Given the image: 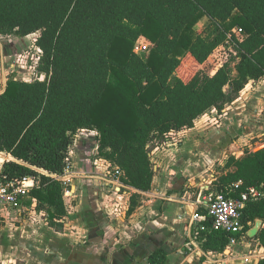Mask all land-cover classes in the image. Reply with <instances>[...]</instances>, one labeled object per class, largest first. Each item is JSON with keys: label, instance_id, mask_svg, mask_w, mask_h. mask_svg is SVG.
<instances>
[{"label": "trees", "instance_id": "obj_1", "mask_svg": "<svg viewBox=\"0 0 264 264\" xmlns=\"http://www.w3.org/2000/svg\"><path fill=\"white\" fill-rule=\"evenodd\" d=\"M204 17L209 22L195 29ZM236 26L242 40L228 37ZM38 32L36 70L45 79L8 78L0 93V151L13 157L2 166L9 179L36 177L22 203L45 209L52 224L67 214L56 176L79 131H96L98 153L127 184L146 191L153 148L264 77V0H0V36ZM141 37L150 43L147 54L135 51ZM224 167L213 184L225 196L264 187V147L230 156ZM257 219L264 222V199L243 209L246 236ZM204 223L197 237L206 253L230 248L233 234ZM256 238L264 246V226ZM166 256L158 248L148 260L164 264Z\"/></svg>", "mask_w": 264, "mask_h": 264}, {"label": "crops", "instance_id": "obj_2", "mask_svg": "<svg viewBox=\"0 0 264 264\" xmlns=\"http://www.w3.org/2000/svg\"><path fill=\"white\" fill-rule=\"evenodd\" d=\"M1 48L0 53H2ZM1 62L5 66L4 56ZM8 78L5 76L4 83H1L0 93L5 90ZM259 84L262 87L256 88L255 86ZM263 84L264 77L251 80L245 86L239 96L231 102L236 105L237 112L238 109L245 111L248 106L257 105L256 100L261 94L264 96ZM260 136L263 137L264 133L257 137L260 139ZM218 137L220 138L221 135ZM257 137L252 139L259 140L256 139ZM241 140L245 139L241 138ZM74 142L70 146L72 162L75 157ZM193 143L205 150L204 155L201 154L204 158L195 162L201 165L198 170L203 173L218 159L215 157L216 152H223L220 148L223 145L222 140L218 141L215 138L203 140L196 137L192 139L189 136L184 141V148L190 151ZM205 145L207 148L204 149ZM247 151L255 150L240 148V155L231 156L242 157ZM0 153L4 154L6 159H13L6 152L0 151ZM193 153L197 155L196 152ZM186 162L190 163L189 160ZM73 165L75 169V164ZM198 165L196 164L194 168ZM163 169L164 171L161 172L160 169L156 171L158 174L154 175L152 186L146 191L122 183L121 177L114 183L104 181L103 175L109 170L106 166L99 169L92 167V181H87L83 177L77 185L75 183L77 176H75L72 180L74 197L69 202L64 200L66 205L69 203L76 207L75 213L70 215L77 218L73 221L74 226L78 227L77 232L64 231L60 236L52 232L54 234L49 235L48 222L43 224V222L29 221L24 212L33 207L36 209V203L31 205L22 203L19 209L2 210L0 229L7 228V225L13 226V229H21L20 235H24L26 240L23 242L20 238L21 246H13L7 252L0 250V261L7 254H11L22 261L20 264H150L148 257L158 248L164 249L167 253L164 264H258L259 260L264 258V246L260 241H257V246H252L248 238L254 241L255 236L248 235L246 239L240 241V244L228 248L231 254H228L225 260L221 258L226 254L225 252L206 253L198 239L194 240L191 248H188L192 231L190 225L192 214L199 203L206 202L207 194L194 199L193 192L182 191L185 187H191L193 182L190 181L185 185V178L181 176L184 174L188 177L192 172L188 168H182L179 161L173 164L170 171H167L168 167ZM204 182H209V179L200 180V188L209 190L208 185H203ZM14 221L20 222L19 225ZM255 224L256 221L251 228ZM263 226L264 222L260 229ZM238 246H241L242 251L236 252Z\"/></svg>", "mask_w": 264, "mask_h": 264}, {"label": "rangeland", "instance_id": "obj_3", "mask_svg": "<svg viewBox=\"0 0 264 264\" xmlns=\"http://www.w3.org/2000/svg\"><path fill=\"white\" fill-rule=\"evenodd\" d=\"M208 22L209 20L207 17L202 18L196 24L195 29L203 28ZM38 35L39 32L26 37H19L15 34L0 36V47H2V53H0V87L2 85L1 83H4L5 76H14L19 79H26L28 81L34 80L36 78V75L38 74L36 70V63L39 52L38 47L35 45V40L37 39ZM141 38H144L150 45L149 41L145 37ZM3 56L5 59V66H3L1 62ZM239 60L240 59L238 58L232 63L233 76L237 75L236 64L239 62ZM255 87L259 88L262 87V85L259 84V86ZM251 88L252 87L250 86V90ZM224 91L229 93L230 86L227 85L224 88ZM256 101H258L257 105H250L245 111L238 109L239 112H237V108L234 103L225 105V108H223L221 111L212 109L196 120L194 125L195 129L192 130L191 128H184L182 130L172 132L170 134V141L167 142V144L156 146L150 152L151 164L155 174H158L156 173L158 169H160L159 172L162 170L164 171L163 167H168L169 170L167 171H170L173 167V164L179 161L182 168H188L189 171L192 172V174L188 177H186L184 174H181V178H185V185L190 183V181L193 182L191 187H185V189H182V191L184 190L187 192H193L192 197L194 199L201 196L203 197V194L205 193L209 199H213L216 195V192L218 191L216 190L213 181L228 171V169H225L224 167L227 159L231 155H240V148H243L244 150L247 148H254L256 151L264 147V136H260V139L257 137L258 135H261V133L262 135L264 133L263 94H261L259 99ZM256 101H254V104H256ZM220 135L221 137L219 138L218 136ZM189 136H191L192 139L196 137L197 139L203 140H208L209 138H215L218 141L222 140L223 145L220 148L223 150V152H216L215 157L218 159L210 169L203 173L199 172L198 170L201 165H198V163L195 162L204 158V156H201V154H203L205 150L195 146L194 143L192 144V147H190V151L185 149L184 141L187 139V137L189 138ZM254 137H257L256 139L259 140H253L252 138ZM241 138L245 140H241ZM74 146L75 147H73V151L75 157L73 158V163L75 164L74 176H77L75 182L77 185L83 180V177L87 181H92V167L99 169L102 166H106L109 167V169H113L114 164L108 158H105L98 153L99 143L96 131H79L75 137ZM205 148H207L206 145L204 146V149ZM193 152H196L198 156ZM0 158L4 159L3 161L6 159L5 155L1 153ZM185 160H189L190 163H187ZM191 163L192 165H190ZM196 164L198 167L194 168ZM212 174L214 176H212ZM204 178L209 179V182H204L203 184L208 185L209 190L206 188H200V180L203 181ZM121 182L127 184L124 180V176L121 177ZM193 189L194 191H192ZM133 201H135V199ZM66 208L67 214L61 218H55V224L50 223L49 213L45 209L36 210L33 207L24 212V214H26L27 219L33 223H36V221H38V223L43 222V224L44 222H48L50 226L47 228L49 235H53L54 233L52 232H55L60 236V233L64 231H78V227L74 226L73 224V221L77 218H73L70 215L75 213L76 207L68 203ZM14 223L19 225L20 222L14 221ZM20 232L21 229H13V226L9 227L8 225L7 228L0 229V250L7 252L13 246H21L19 244V239L21 238L23 242L26 239H24V235H20ZM257 234L253 238L254 241L248 238L250 243H252V246L258 245L257 241L259 240L256 238ZM238 244H240V242ZM44 245L45 244H43V246ZM46 246L47 244L45 247ZM236 249V252L242 251L241 246L236 247ZM225 253L226 254L223 255V257L221 256V258L224 260L228 254H231V251L226 249ZM21 262L22 261L16 259L15 256L7 254L3 260L1 259L0 264H20Z\"/></svg>", "mask_w": 264, "mask_h": 264}, {"label": "built area", "instance_id": "obj_4", "mask_svg": "<svg viewBox=\"0 0 264 264\" xmlns=\"http://www.w3.org/2000/svg\"><path fill=\"white\" fill-rule=\"evenodd\" d=\"M236 37L238 40L243 39V28L236 26L229 33V39ZM150 50V45L144 38H139L135 44L136 53L142 55L147 54ZM39 55L37 56V63L40 59L41 49L38 47ZM17 78V77H16ZM23 79V78H21ZM35 79H45L44 74H37ZM26 80V79H24ZM32 81V80H29ZM4 159L0 158V212L2 210H15L22 206V200L28 196L31 189H33L38 180L33 175H26L17 179H9L2 171ZM75 169L71 158L67 162L64 173L60 176H56L61 180L63 185V196L67 202L72 201L74 192L72 189V180ZM122 175V170L119 167H115L112 170L105 171L103 175L104 181L116 182ZM214 176V175H212ZM241 184V181L235 184V188ZM264 199V187L250 186L245 191L241 192L238 197L225 196L222 192L217 191L213 199L207 197L206 202L202 201L197 205V208L191 217V235L188 248H191V244L194 240L198 239V232L205 230L207 225L204 220L207 218L210 220L211 228L214 230H223L233 234L230 238V247L236 246L240 241L246 239V235L243 232V209L248 201H257ZM199 207L206 209V214L203 215L199 212ZM248 260V259H246Z\"/></svg>", "mask_w": 264, "mask_h": 264}, {"label": "water", "instance_id": "obj_5", "mask_svg": "<svg viewBox=\"0 0 264 264\" xmlns=\"http://www.w3.org/2000/svg\"><path fill=\"white\" fill-rule=\"evenodd\" d=\"M262 223H263L262 219H257L255 226L250 230H248L247 235L249 237H254L257 234L258 230L260 229Z\"/></svg>", "mask_w": 264, "mask_h": 264}]
</instances>
